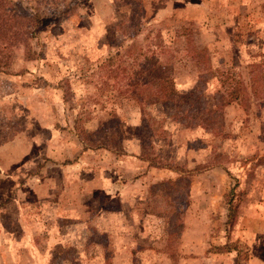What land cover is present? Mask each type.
Here are the masks:
<instances>
[{"label": "rangeland", "instance_id": "obj_1", "mask_svg": "<svg viewBox=\"0 0 264 264\" xmlns=\"http://www.w3.org/2000/svg\"><path fill=\"white\" fill-rule=\"evenodd\" d=\"M0 21L4 120L31 144L0 264L264 262V0H0ZM159 41L192 104L127 94ZM251 64L260 98L204 113Z\"/></svg>", "mask_w": 264, "mask_h": 264}, {"label": "trees", "instance_id": "obj_2", "mask_svg": "<svg viewBox=\"0 0 264 264\" xmlns=\"http://www.w3.org/2000/svg\"><path fill=\"white\" fill-rule=\"evenodd\" d=\"M4 24L2 21H0V34L4 33ZM185 35V34H184ZM155 50L152 54L145 56V62L143 67L138 71V75L136 77L140 79H136L135 81L130 82V80L127 83L126 92H128L136 99L138 102H143L144 104H157L160 103L162 100H175L180 99L181 103L183 102L185 105L186 103L192 104L193 99L195 98L196 92L182 95L176 92L174 83H173V77H172V69L169 66V62H172V55H167L166 47L165 45L159 41L155 45ZM206 51L205 49L201 50L200 56H203V59L206 58L205 56ZM161 57H167L168 61L163 60ZM201 61H198V64H200ZM205 63V59H204ZM207 69V66L204 67ZM123 73L126 72V69H122ZM249 79L248 82L250 83L249 86H247L249 83L244 81V78L241 77L239 72L235 71L233 68H225L218 70L217 72V80L219 81L221 91L219 92V100L218 98L215 100L214 109L205 107L204 113H209V115H214L219 113V111L231 103L241 101L243 99L248 91L251 92L253 97L260 98V95H262V72H259L258 65L251 64L249 65ZM126 76V77H125ZM124 77H129L127 74H124ZM182 103V104H183ZM183 104V105H184ZM184 105V106H185ZM192 107V106H191ZM202 112V111H200ZM203 113V112H202ZM201 118L203 116L201 115ZM186 120V119H185ZM203 122L205 124L208 123L206 119H203ZM188 125V123H187ZM83 139V143H84ZM101 143V142H100ZM104 143V142H102ZM86 146V145H85ZM98 146L91 145L89 148L94 149ZM109 148V147H106ZM153 167H158L157 165H152ZM160 166V165H159ZM167 184L172 183V181H167ZM165 182H162L159 184V187H162L163 184H166ZM175 183V181H174Z\"/></svg>", "mask_w": 264, "mask_h": 264}, {"label": "crops", "instance_id": "obj_3", "mask_svg": "<svg viewBox=\"0 0 264 264\" xmlns=\"http://www.w3.org/2000/svg\"><path fill=\"white\" fill-rule=\"evenodd\" d=\"M4 107L5 106L2 105V103H0V209L7 206L9 203L11 205L13 201L20 202L24 200L21 198L24 192H26V189H24V186L26 185V183L22 184V186L17 184L15 180L13 181V179H11L10 177L11 175L8 173V171L16 167L17 163L26 159L28 157V154L31 148V144L25 138L27 135V132L25 131V129L19 128V129L13 130L11 124L9 123L10 120L7 123H5L4 116H3ZM55 140L59 142L56 137H55ZM78 141L80 142V145L82 146L83 152L91 150V148H87L85 145L84 147L83 143L80 140ZM100 148L101 147H97V148H94L93 150H97ZM55 160L58 161V157H55ZM149 169L162 172L163 170H165V167L151 166L149 167ZM171 174L172 173H168V171L165 172V175L167 176V178H169L168 176L171 177L172 176ZM187 226L188 224L186 223L185 235L187 233H192V234L197 233L196 226L193 225L191 227L192 231L189 230ZM187 252L188 250L186 246L184 254H187ZM197 255H199L198 252H197ZM253 262L254 264H264V262L257 260L256 258L253 259Z\"/></svg>", "mask_w": 264, "mask_h": 264}]
</instances>
